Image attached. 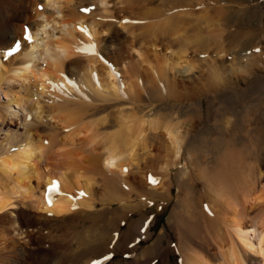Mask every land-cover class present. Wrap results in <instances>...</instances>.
<instances>
[{"label":"bare ground","instance_id":"1","mask_svg":"<svg viewBox=\"0 0 264 264\" xmlns=\"http://www.w3.org/2000/svg\"><path fill=\"white\" fill-rule=\"evenodd\" d=\"M62 2L63 0H0V94L9 98L0 101V234L3 236L0 243L3 261L0 264H93L94 261L96 264H102L106 256L114 253L115 247H127L126 245L129 247H122L123 252L134 257L129 264H152L156 259H161L157 264H165V255L169 254L171 249L160 244L161 238L153 240L136 254L140 240L150 237L144 231V222L140 221L141 219L128 222L127 233L121 232L122 222L126 219L124 207L131 198V195H125L124 192H132L133 179L130 175L133 168L138 170L142 183L145 182L148 187L146 190H149V197L161 196L166 192L167 173L177 164L184 150L187 122L167 113L149 114L123 108H117L111 114H103L96 120L85 121V113L81 111L83 108H76L72 103L70 106L64 99L72 91L78 92L77 96L80 93L83 97H89L91 94V97L100 101L113 98L118 100L120 97L125 99L127 93L132 94L134 88L140 86L143 71L153 75L151 79L155 78V82H162L168 94L173 89L172 83H175L171 73L181 69L184 72L198 69L202 74H206L203 79H199L203 93L209 92L211 88L216 89L220 84L227 82L224 75L227 69L224 56L230 48L216 32L215 26L219 22L216 16L221 11L204 6L198 11H182L176 15L165 12L162 20L139 25L134 24L130 16H123L117 19V22L125 31L126 40L121 46L124 52H121L122 48L118 51L115 49L117 54L110 55L109 52L99 49L97 42L98 35L110 30L113 22L110 21L109 24V21H102V18L109 15L108 0H92L99 16L88 11L81 13L77 9L66 10L65 7H69H64ZM254 9L247 7L245 12L251 16L252 12L256 13ZM31 10H34L35 16L33 12V16L30 15ZM141 15L138 16L139 20L146 18V15ZM257 21L259 22V19ZM21 23L29 24L31 40H24L25 31L20 32ZM259 26L261 33L264 32V25L262 28ZM237 33L239 30L235 31L234 35ZM256 35L258 33L255 29L248 33V36ZM113 38L114 35L110 34L109 40L113 41ZM17 42L20 46L18 51L5 55ZM89 45H94V51L88 49ZM76 53L83 54V60L65 62L67 57ZM196 53L199 57L195 56ZM262 54L264 53L258 47L247 61L257 65ZM235 58L230 59L233 65L236 63ZM203 62L206 67L200 70V63ZM260 64L263 68L264 62ZM144 67L145 70L141 71ZM248 73L251 74L249 70ZM70 75L77 76L78 79L75 81ZM74 83L77 84L76 89ZM50 86L62 92V96L51 93V90L49 92ZM35 93L39 99L36 102L32 101ZM46 93L50 94L54 105L45 107L41 104L40 98ZM62 111L64 115H60L59 112ZM52 119L68 130L64 141L70 140L74 143V139L82 137L86 142L90 153L80 162L90 168L89 172L85 173L86 169L84 171L83 168H60L66 150L61 146L57 134L51 135L55 129L50 125ZM107 122L114 125L115 129L98 132L97 126ZM226 122L229 124V119ZM43 135L49 136V140L45 141ZM226 150L221 157L222 166L214 174L203 173L205 176H202L200 174L203 168L197 167L198 175L206 181L211 201L210 211H219L218 207L224 204L229 213L228 215L219 211L227 232L226 241H219L220 244L215 245L217 250L210 251L208 243L196 237L199 235L198 225L189 221L190 224L184 225L185 236L178 238L177 248L182 264H264V215L262 213L261 218H256L242 209L241 212L244 213L241 214L236 206L238 194L251 208L259 207L264 203V199L261 195H256L258 187L254 177H241L243 174L233 172L230 162L235 157H232L231 148ZM75 159L77 158L74 157V161ZM141 163H145L146 168L148 165L156 166L149 178L148 174L144 176V168L139 169ZM93 171L100 172L98 176L104 175L111 182L117 181L114 186L110 184L120 190L119 192L111 188L101 201L108 204L107 208L96 212H93L97 204L92 197V189L96 184ZM118 181L124 192L118 187ZM53 182H57L58 192H49V186ZM80 193L84 195L81 196ZM179 193L182 194V191L179 190ZM48 197L51 203L48 202ZM13 199H19L21 210L15 213L7 212L8 207L13 204ZM152 200L153 198H147V202ZM115 203L119 206H112ZM30 211L36 212L35 215ZM188 211L189 209L186 211L187 215ZM42 212H47L59 220L57 228L54 229L66 235H61L59 239L62 247L39 250L35 245L34 232L20 222L21 216L36 220ZM71 212L87 216L85 215L83 220L81 217L83 223H67V215ZM207 218L204 219L206 225H210V230L215 227L217 220L215 224V221ZM89 219L90 226L80 230L79 227L84 226ZM212 223L214 224L211 228ZM219 226L216 227L220 230ZM107 228L110 230L106 231ZM217 230L214 232L218 233ZM133 232L138 238L129 236ZM206 234L209 235L207 232ZM15 238L24 239L25 244L18 248ZM5 249H9V252L5 253ZM17 251H21L20 257L17 256ZM91 254L96 258L89 257ZM54 259L55 261L50 263Z\"/></svg>","mask_w":264,"mask_h":264},{"label":"rangeland","instance_id":"2","mask_svg":"<svg viewBox=\"0 0 264 264\" xmlns=\"http://www.w3.org/2000/svg\"><path fill=\"white\" fill-rule=\"evenodd\" d=\"M66 1L63 0L62 2V5L64 7H69H65L66 10L77 9L79 10V12L85 13L83 9L87 8L90 9L88 12H91V14H98L97 7L93 5L92 0ZM204 6L211 9H217V11H221V13L218 12L219 14L217 13L218 15L216 16V19H219V22L217 23L218 28L217 26H215L217 29L215 30L219 33L220 38L222 37L221 39H224V41L230 47L226 55L224 56V62L227 65V69L224 74L227 80L226 83L220 84V86H218L216 89L211 88L209 92L203 93L201 91L202 88L199 79H203L202 77H204L206 74H202L198 69H195L191 72H184L183 69H181L179 72L176 71L171 73L172 76L174 75L175 83H172L173 89L168 94L166 93L162 82L160 83L158 79H156V81H158L155 82V78L151 79V77H154L153 75H150L147 71H143V73L141 72L142 80L140 81V86L135 87L132 91V94L127 93L125 96L128 95V98L126 97L124 99L123 97H120L118 100L113 98L112 100H101V102L95 97H91V94L89 97L84 96V98L80 93L77 96L78 92L75 93L74 91H72V95H67V97L64 99L66 100L65 102H68V104L70 103V106L72 103L75 104L74 107L76 108H78V106L80 107V109L83 108L81 111L82 113H85V121H90L93 119L96 120L103 114H111L115 109L123 108L126 110L128 109V111L138 110L149 114L159 112H162L161 114L167 113L172 116L174 115L176 117H179L180 119L182 118L183 120H185V123L187 122V126L185 125L187 129V137L184 141V150L177 164L171 167L169 169V172L167 173L168 188L166 192L161 194V196L150 195L149 197V194H147L149 193V190H146V188L148 187L146 186L145 182L142 183V180L140 179L141 176L137 173L138 170L136 171V168L132 169L133 172L130 175V177L133 179V186H135H132V192H124L125 190L123 191L122 185L118 181V184L121 186L118 187L122 189L125 195H131V198L128 199L129 201L124 207V219H126L125 221L122 220L124 222L121 221L123 223L121 232L123 234H125V232L127 233L129 229V224H127L128 222L131 223V221L135 222L141 219L140 221L144 222V231H146V233L150 235V237L147 240H140L136 254L139 253L153 240L161 238L160 244H163V246L165 245L166 247L169 246L171 249L168 252L169 254L165 255V264H182L181 254L177 247L178 238L182 236L184 237L186 234V228L184 225L190 223H193L196 226L198 225L197 228L199 235H197L196 237L201 239L202 241H205L204 243H208L207 245L210 251L214 252L215 250H217V246L215 245H219L220 242L222 243L226 241L227 237L225 233L227 234V232H225L226 228L224 226L222 216L220 217L219 211H221L222 213L224 212V214L227 213L228 215L229 213L226 211V207L224 204H221L218 207L219 211H216L214 209L210 211V195L207 191L205 179L200 176L203 173L205 175H208L209 173L212 175L217 169L222 166L221 157L224 153L227 152L226 148H231L233 154L232 157H235H233L234 159L233 161H231L232 163L230 162V167H233V172H237L239 175L243 174V176L241 177H246L247 175V177H254V179L257 180L256 185L258 187L256 190V195H261L264 199V67L261 68L262 66L260 64L264 62V54L260 56L261 61L258 62L257 65L247 61V59L251 58L252 54L257 51L258 47H260V50H262V52L264 53V32L261 33L262 29L259 30L258 28V25H260V28H262L264 25V0H108L107 13H109V15H106L105 18H102V21H104L105 23L109 21V24L110 21H115V24L112 22L110 30L104 33H100L97 39L99 49H103L107 51V53L109 52L110 55H112V53H114L115 55V49L116 51H118V49L122 48L121 46L124 45L126 40V37L124 38L125 31L121 26H119L120 24L117 22V19H120L123 16H130L131 20H134V24L137 25L144 22L153 23L154 21L158 22L160 19L162 20L163 14L165 12L167 14L173 13V15H176L182 11H198L201 7ZM243 6L255 8L254 11L256 13L254 14V12H252L254 16L252 17V14L251 16H249V13L247 14L245 12L247 7L241 8ZM32 12L34 13V10L30 11L31 16H33ZM141 14H143V16L146 15V18H144L143 20H139ZM243 14L247 16L245 17ZM110 16L113 17L109 18ZM114 18H116V20ZM258 19L259 22L257 21ZM20 25L22 27V29H20V32H24L25 29L28 30V23H21ZM25 26L27 28H25ZM253 29L256 30L258 35L248 36V33ZM238 30V35H234V32ZM110 34L114 35L113 41L109 40ZM121 52H124L123 48ZM70 56L65 59L66 63L71 60H83V54L81 53H76L74 54V56L72 54ZM195 56L199 57L198 53H196ZM232 57H236V63L234 65L231 64L230 59ZM204 64V62L200 63V70L205 69L206 64ZM250 67L251 70L249 69ZM142 70H145V67L143 69L141 68V71ZM248 70L251 73L250 75H248ZM232 72H234L235 74H233ZM74 75L70 76H72L71 78L76 81L78 78ZM157 83L158 85H156ZM73 85L76 89L77 84L74 83ZM48 90L49 92L51 90V93L57 96H62L63 94L54 86H50ZM37 97L38 96L35 93L32 97V101H38L39 99H37ZM7 99H9L7 96L0 94L1 102ZM40 99L42 100L41 104H44L45 107L55 104V102H51L53 100L51 99L50 94L46 93L44 97ZM59 113H61L60 115L65 114L63 113V111ZM228 119L229 124H227L226 122ZM50 121V125H53V127H55V129L52 130L53 133L50 132L51 135L57 134L56 136L60 138V142L63 144H61V146L66 150L64 156L65 159L63 158L61 160L62 163L60 168L65 170L66 167H68L67 170L69 168H83L84 171L86 169L85 173L89 172L90 168L81 163L90 153L87 145H85L86 142H84L82 137H80L81 139H74V143H71L70 140H65L67 141L66 146V144H64V139H66L64 138V135H67L68 130L64 129V127H62L60 123L55 122V120L52 119ZM114 127V125L107 122L104 125L97 126V129L98 132H109L115 129ZM43 137L45 141L49 140V136L43 135ZM76 150L79 152V154ZM74 152L76 153L74 154ZM187 153H190L189 155L191 160L190 158H188L189 155ZM74 157L77 158L75 159V161ZM69 161L71 164H69ZM63 163H68V166L66 164L64 165ZM69 165H72L73 167H70ZM145 166V163H141L139 169H141V167L142 169L144 168V176L148 174L149 178V175L156 170V166L148 165L147 168ZM199 166L200 169L203 168L200 175H198L199 173L197 171V167ZM93 172H95L94 178L96 184H94V187L92 189V197L97 203L96 208L95 210H93V212H96L99 209L107 208L108 204H104L101 201L109 193L111 188H114L113 186L117 181L115 182V180H112L111 182L109 178L105 177L104 175L101 177L98 176V173L100 172ZM110 183L114 185L112 186ZM180 185L183 186V188ZM114 189L116 190V188ZM179 190L182 191V194L179 193ZM116 191L120 192L119 189H117ZM126 191L129 192V190L127 189ZM185 197L187 198L185 199ZM147 198H153V200L151 202H147ZM242 199L243 198L238 194V201L236 202V206H238L241 214L244 213L241 212L243 210L248 211L251 216L256 218H261L262 213L264 215V208H261L262 206H264V203L259 207L251 208V205L244 203V200L242 201ZM18 200L19 199H13V204L10 205L6 211L13 213L20 211L21 205L20 203H18ZM184 201H186V205L184 204ZM112 206L119 205L115 203ZM186 206L189 207V216L186 214V211L188 210H186ZM243 206L245 207L244 209L247 210H244L242 208ZM259 208L261 209L259 210ZM261 210L262 212H259ZM214 211L216 212V214ZM30 213H32V215H35L36 212L34 213V211H30ZM85 215L87 216V214L71 212L67 215V223H76L78 221H81L83 223L84 221L82 220ZM201 215H203L204 218L208 217L212 220V222L217 220V224L216 221L214 222L216 224L215 227L212 228L214 224L212 223V229L209 230L210 225H206V219H204ZM215 215H217V218L213 217ZM200 216L202 217L203 222ZM20 222H22L25 226H27L34 232V237H36L35 245L38 249L40 248L39 250H51L56 247H62V244L60 243L61 241L59 239L60 237L66 235L62 234V231L54 229V227L57 228L59 220L57 218H53L51 214L42 212V214L36 217V220L32 219L31 217L21 216ZM218 223L220 224V226L218 225ZM90 224L91 220L89 219L84 223V226H80L79 229L83 230L84 228H88ZM216 226H219L220 230ZM215 228L216 230L218 229V233L214 232L216 231ZM108 229L110 230V228H107L106 231H108ZM205 231L209 234L208 236L210 237L207 236ZM219 231H221L222 233H219ZM214 235L217 236L214 237ZM218 235H220L219 239L217 238ZM129 236L135 239L138 235L133 232L130 233ZM192 237H194V234L192 235ZM0 238L1 243L3 241L2 234H0ZM14 241L19 245L17 246L18 248L25 244L24 239L18 240V238H15ZM213 242H215L216 244ZM126 246L127 247H115L114 253L106 256L102 260V264H129L134 257L132 254L123 252L124 248L127 249L129 247V245ZM163 246L162 248L165 247ZM57 251L60 250L57 249ZM4 252H9V249H5ZM1 256L2 253L0 249V262L3 261L1 259ZM17 256H21V251H17ZM89 257H91L92 259L96 258L92 254L89 255ZM160 260L161 259H156L152 264H157ZM54 261L55 259L50 263Z\"/></svg>","mask_w":264,"mask_h":264},{"label":"snow or ice","instance_id":"3","mask_svg":"<svg viewBox=\"0 0 264 264\" xmlns=\"http://www.w3.org/2000/svg\"><path fill=\"white\" fill-rule=\"evenodd\" d=\"M89 10H90V9H87V8L83 9V11H85V12H87V11H89ZM85 31H86V30H85ZM31 38H32V37H31V35L29 34L28 30L25 29L24 40L28 41V40H31ZM19 47H20V46H19V42H17V44H16L14 47H12L8 52H6L5 55H10L11 53L18 51ZM88 49L94 51V45H89V46H88ZM152 182L155 183V180H153ZM58 191H59V189H58L57 182H53V183L49 186V192H58ZM79 195L83 196L84 193H80ZM48 202L51 203V199H50V197H48ZM93 264H96V262L94 261Z\"/></svg>","mask_w":264,"mask_h":264}]
</instances>
